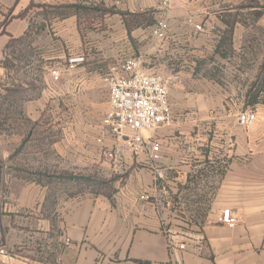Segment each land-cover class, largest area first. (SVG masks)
<instances>
[{
  "label": "crops",
  "instance_id": "1",
  "mask_svg": "<svg viewBox=\"0 0 264 264\" xmlns=\"http://www.w3.org/2000/svg\"><path fill=\"white\" fill-rule=\"evenodd\" d=\"M150 10L168 22L163 39L153 36L155 23H140ZM231 11L216 0H169L166 10L162 0H0V96L10 107L13 93L40 83L24 104L27 119L39 123L51 107L62 129L57 153L113 174L109 193L23 175L26 159L13 157L30 133L1 128L17 119L0 117V160L14 170L0 165V264H264L261 121L239 123L242 108L229 94L196 78ZM73 55L84 60L66 68ZM137 56L143 70L178 77L170 122L146 135L156 152L148 144L132 151L102 123L108 68ZM22 72L26 81L17 79ZM224 208L237 217L232 227L218 220ZM182 216L199 222L183 225Z\"/></svg>",
  "mask_w": 264,
  "mask_h": 264
},
{
  "label": "rangeland",
  "instance_id": "2",
  "mask_svg": "<svg viewBox=\"0 0 264 264\" xmlns=\"http://www.w3.org/2000/svg\"><path fill=\"white\" fill-rule=\"evenodd\" d=\"M216 1L224 10L233 9V11L225 13L227 22L212 43L210 51L202 52V59L196 63V78L200 81L210 79L216 82L229 94L228 98H232V104L235 103L237 109L253 110L256 114L255 119L261 121L258 129L262 132L264 131V80L262 79L264 75V0ZM252 6L255 7L252 8ZM222 37L225 39L224 44L218 46L216 43ZM216 47L217 52H214ZM152 72L154 71H147V73ZM26 76L22 72L17 79L26 81L28 79ZM33 78L34 80L39 78L38 72ZM39 85L40 83L36 87L27 88L29 90L27 92L13 93L16 103L11 102L10 107L8 103H5L6 98L4 99L3 95L0 96V117L11 115L17 119L14 124L2 125L1 128L10 127L18 135L30 133L26 141L23 142L26 135L22 138L17 147L16 157H13V161L17 163L18 159L21 161L22 158L26 159L27 171L22 174L35 179L46 176L49 180L64 181L68 187L70 186L69 188L72 187L76 191L95 185L92 183L111 179L113 174L109 176L108 173L90 170L88 164L83 162L79 164L71 155L62 157L57 153L55 144L57 142L58 146L59 143L62 144L60 141L62 129L54 123L53 118L56 114L51 107H45L41 112V122L27 119L24 104L28 99H35L38 96L40 90L36 88ZM219 90L221 89L218 88L217 94ZM255 94H258L256 96L258 102L247 105ZM19 149H22V153ZM0 165L2 167L7 165L8 173H14L9 161L0 160ZM41 166L42 170L39 169ZM15 174L19 173L15 172ZM181 218H178L179 221L184 222Z\"/></svg>",
  "mask_w": 264,
  "mask_h": 264
},
{
  "label": "built area",
  "instance_id": "3",
  "mask_svg": "<svg viewBox=\"0 0 264 264\" xmlns=\"http://www.w3.org/2000/svg\"><path fill=\"white\" fill-rule=\"evenodd\" d=\"M169 0H162V9L166 10ZM196 30L201 31L202 26L195 24ZM168 29L165 17L156 20L152 33L155 38L163 39ZM84 60L82 55H73L67 59L66 68H73ZM142 57H128L112 64L104 77L109 93V107L103 117L105 130L111 135L121 137L126 146L136 152L144 145H149L152 152L158 151V145L149 140V133L171 120V110L168 100L170 87L177 82L174 73H161L154 71L147 73L142 69ZM53 78L60 74L59 69H50ZM256 114L249 108L241 109L237 120L242 124H250L255 120ZM113 157L112 151L107 153ZM155 156V154L153 155ZM146 199V195L140 196ZM218 220L232 227L237 222L229 208H224ZM67 241V239H66ZM183 247V245H180ZM0 253L7 256L4 249Z\"/></svg>",
  "mask_w": 264,
  "mask_h": 264
},
{
  "label": "trees",
  "instance_id": "4",
  "mask_svg": "<svg viewBox=\"0 0 264 264\" xmlns=\"http://www.w3.org/2000/svg\"><path fill=\"white\" fill-rule=\"evenodd\" d=\"M32 6L34 5L33 3L31 4ZM64 8H72L74 6L71 7V5H67V6H62ZM58 6L55 7L56 11H58ZM152 10H150L146 15H141L140 13V23H147V24H154L155 23V20L151 14ZM62 14H67V12H61ZM137 19V18H135ZM227 22V21H224V23ZM224 41L225 39L222 37V39L220 38L218 41H217V45L220 46L221 44H224ZM214 52H217V47H216V50H214ZM1 64L2 66L4 67H7L8 66V59L7 58H4L3 60H1ZM262 79L264 80V75L262 77ZM256 96H258V94H255L254 97L252 98V100L248 101L247 102V105L249 104H253V103H257L258 101L256 100ZM263 102V101H262ZM264 103V102H263ZM112 179H109L107 181H98L96 183H92V184H95L93 186H90L88 189H85V190H90V191H94V192H106V193H109L113 188H112ZM84 191V190H82ZM108 191V192H107ZM184 222L181 221V223L184 225H190L191 223H197L199 222V220H197L196 218L192 219V217L188 218L185 216V218H182Z\"/></svg>",
  "mask_w": 264,
  "mask_h": 264
}]
</instances>
